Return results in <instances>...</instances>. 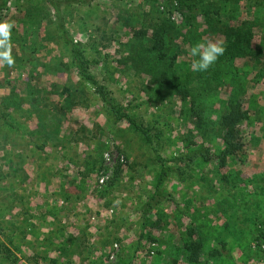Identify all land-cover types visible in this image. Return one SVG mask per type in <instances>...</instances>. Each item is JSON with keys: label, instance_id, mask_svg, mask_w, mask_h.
Segmentation results:
<instances>
[{"label": "rangeland", "instance_id": "rangeland-1", "mask_svg": "<svg viewBox=\"0 0 264 264\" xmlns=\"http://www.w3.org/2000/svg\"><path fill=\"white\" fill-rule=\"evenodd\" d=\"M172 1L174 2L175 0ZM152 3L160 10L170 6L169 0H91L86 4H71L70 2L68 3V0H58L57 6L60 9V16L65 28L69 30L75 41L88 42L89 38H97V35L101 34L102 30L107 31L105 33L107 37L98 40L96 44L97 50H93L92 53L89 51L91 56L100 58L98 63L92 65L91 70L94 76L106 85L109 93L120 104L126 106L134 114L141 116L143 120L146 121L152 118L155 123L160 125L159 128L162 130L160 152L163 153V151L169 152L173 149L170 143L175 140L176 133H186L187 127L190 126L189 123H185L188 119H186L185 115L178 114L179 102L175 97L172 96V99H169L165 95L166 87H162V91L161 89L160 91L145 90L142 84H150L147 77L145 76L146 80H144L142 74H136L132 69H128L124 64L117 62L120 56L126 54L127 43L132 40V30L124 21L128 20L130 24L140 26L134 19L143 14L145 10H148ZM41 11L43 15L44 10L42 8ZM52 15L51 9L50 16L52 17ZM170 15L171 19L175 21H179L181 18L178 10H173ZM18 16L17 6L12 3L0 15V24H12L10 43L11 55L14 58L12 66L0 62V105L5 104L1 99L6 98L11 91H15L16 97H19L21 101L23 100L21 104L27 106L30 104H63L65 106L63 110L59 111H53L54 108L52 107L45 109L51 118L54 120L58 118L57 121L59 120L60 122L59 128L55 133L59 141L58 145L61 147L59 149L60 155H62L57 162L58 169L70 170L68 165L63 164L66 157L65 154L70 156L73 153L74 156H77L78 153L85 155L86 151H92L91 146L84 145V143L77 145L76 140L71 141L70 134L75 131L74 128L77 124H82L88 128L87 133L82 128L85 143H90L94 137H97V133L92 134L91 132H98L103 127L108 132L107 136L99 134L102 137L98 142L100 145L99 153L94 155L95 157L97 156L98 160L105 150H110L112 155L120 153L124 155V163L115 162L110 168L112 174L115 173L116 164H120L122 170L119 174L116 170V174L119 176L116 177L115 183L111 186L112 196L106 199V202L109 201L110 203L116 200L115 203H112L114 209L112 208L111 214H97L99 216L97 221L96 219L91 220L90 214L87 213L88 220L91 222L96 220L97 224L100 221L104 222L105 229L108 231L100 230L109 236L111 243L109 245L108 258L104 262L106 264H187L180 257L172 259L169 256L170 253L176 255L178 251V248H172L174 238L176 242L181 240L176 227L175 231L178 234L175 233L176 236L172 237L174 227L167 215L168 212H172L170 207H167L171 205L168 201L162 203L165 213L161 222L150 227L155 239L151 243H148V241V246L145 245L133 256L135 242L140 234L141 220L135 219V216L133 220L129 217L128 220H131L129 222L127 220L124 223L123 220L132 211L128 203L132 202V204L139 205L146 192L149 191L147 187L151 182L152 173L147 156L150 153L138 146V135L123 120L113 121L111 115L107 112V107L99 99L94 85L80 79L76 70L70 64L72 68L67 66L69 56L67 50L63 48L60 38L53 35V37L49 38L45 33L44 27L46 25L47 30L51 29V33L53 31L56 33V30H53V22L47 19L41 20L39 29L33 30V32L37 35L38 42L42 46H32L33 37H31V40L25 41V43L13 37L21 33V24L18 22ZM54 18L55 16H53ZM26 29L31 31L33 28L26 25ZM91 34H93V37H90ZM257 41L258 38L253 42L255 46ZM186 50L180 55L182 61L190 57L188 46H186ZM236 64L242 65L240 59L236 61ZM14 65L21 66L19 68L14 67ZM242 68L250 69L246 66ZM28 70H30L31 74L27 73ZM240 74L243 76V73ZM245 86L244 105L248 110V117L242 122L240 127L245 150L241 152L242 157L244 156L243 160L231 162L229 168L228 166L222 167L223 171H229V178L226 181L220 180V183L215 182L213 179L212 183L214 185L212 184L211 188L208 186L211 182H206L207 184L203 180H199V184L193 182V175L188 172L187 182L189 183V189L187 196H191L187 201L185 213L192 207L191 216L185 219L179 215L180 213L176 214V219L179 222L182 221L185 225L189 224L192 218V222L199 226V230L201 229L203 253L212 250L211 254L217 256L219 255L217 251H221L224 255L219 259L221 264H228L227 260L232 258L230 255L234 253L235 255L237 254L238 262L240 261L236 264H261L258 261L259 259L253 256V253L252 256L257 261H253L250 258V247L251 250H254L260 245L264 249V241H261L262 239H250L251 236H255V232L264 231V76L258 74L257 71L255 74L250 71L246 75ZM230 88L231 86L228 87L225 83H221L218 86L214 95L207 101L208 115L214 118L222 111L224 107L223 101H226L229 97ZM10 100L6 101V104H12L13 102ZM169 104L177 105L173 108ZM12 110V108L7 110L10 113L11 121L17 120L21 124L26 122L30 114L31 117L34 115L28 111L27 113H20ZM33 120L37 122L36 117ZM35 122H32V128L27 126L24 128L22 126V130H24L22 136H17L15 131L0 123V135L3 136L2 138L0 137V164L1 162L5 163L10 158V149H14L17 153L20 152L22 160H20L16 152L12 153L14 162H17L18 169L16 172L23 175L24 180H27L28 183L31 182V185L38 189V184H35L37 182L35 174H32L33 170L32 173L30 170L36 164L40 165L38 162H43V166L48 165V160L42 158V154L52 150V145L47 142L44 150H42V148L38 149L37 145L31 142L37 140L35 137H37L38 122ZM31 129H34V133L31 132ZM32 137L35 139H32ZM14 144H17V146L13 148L12 145ZM32 146L35 149H32ZM29 150L34 153H30ZM33 156L36 159L31 161ZM89 156L94 157L88 153ZM18 161L22 162V164H18ZM12 163L13 161L9 160L4 166L0 165L1 170ZM209 166H211L210 163ZM8 176L0 178V214L2 215L0 217V228L2 227L4 230L9 228L6 227V224L9 223L8 219L14 217L12 209L11 211L7 209V196L10 192L2 188L7 186L8 180L12 179V174L9 178ZM88 176L90 177L89 180L95 185L96 175L93 173ZM242 178L246 182L244 185L245 190L236 192L235 188L240 185L239 182ZM54 184H56V181L53 182L51 187H54ZM241 184L243 185V182ZM178 186L179 184L172 179L165 183V188L168 192H175L172 189ZM231 188H234V192ZM254 188L256 189L254 190ZM19 191H22V189ZM205 196L207 197L204 198ZM177 197L178 195H176ZM35 198L37 199V197ZM119 202L125 205L117 207ZM100 203L108 205L104 201ZM215 206L222 210L218 214L219 217L215 216ZM119 210L121 212H118ZM93 212L94 209L92 214ZM232 218L234 220L238 218L239 220L237 223L227 221L228 219L232 220ZM258 219L263 220V222L261 220L258 222ZM233 226L238 231L242 227L243 236L241 234L236 236V232L232 230ZM94 231L98 236L102 235L96 227ZM225 231H229V233L224 237L226 238L224 239L225 243L220 245L222 242L217 239L218 236L216 234H224ZM0 236L4 237L1 229ZM114 243H117L118 247L114 251V257L110 259L109 253L110 251L113 252L111 249H113ZM236 244L238 245L237 249L235 248Z\"/></svg>", "mask_w": 264, "mask_h": 264}, {"label": "trees", "instance_id": "trees-1", "mask_svg": "<svg viewBox=\"0 0 264 264\" xmlns=\"http://www.w3.org/2000/svg\"><path fill=\"white\" fill-rule=\"evenodd\" d=\"M90 1L68 0V3L86 4ZM10 3L16 4L19 15L18 22L21 24V33L13 37L24 43L33 37L32 46L41 47L42 45L38 42V37L33 30L39 29V24L43 20L52 21L53 30H56V33H54L55 31L51 33V29L47 30V25L44 27L45 33L49 38L52 35L60 38L63 48L68 52L67 66L70 67L71 65L80 79L94 85L99 99L107 107V112L113 121L123 120L138 135V146L150 153L147 156V161L151 165L152 179L149 193L137 205L136 219L141 220V226L133 250L134 256L139 249L145 245L148 246V241L151 243L155 239L150 227L161 222L165 213L162 203L169 201L173 205V197L165 188V183L169 179L175 178L183 184V187L187 188L189 186L187 173L189 172L193 175V182L197 184L200 183L199 180H203L205 183L211 182L208 185L210 187L214 185L213 179L215 182H219L229 178V171H223L222 167L228 166L229 168L231 162L243 160L244 156L242 157L241 152L245 150L240 127L248 117V110L244 105L246 75L250 71L254 74L257 71L258 74L264 76V0H175L174 2L169 0V8L164 7L161 10L153 3L150 4L148 10L134 19L140 26L130 24L128 20L124 21L132 30V40L127 43L126 54L120 56L117 62L124 64L128 69H132L136 74H142L144 80H146V76L150 84H142L145 90L160 91L162 87H166L165 95L169 99H172L173 96L178 100V114L185 115L188 119L185 123L190 124L185 134L176 133L175 140L170 143L173 149L169 152L163 151V153L160 152L162 146L160 125L155 123L152 118L143 120L141 116L134 114L126 106L120 104L109 93L106 85L100 82L91 70L92 65L98 63L100 58L91 56L89 51L92 53L93 50H97L98 40L107 37L105 34L107 31L102 30L97 38H89L88 42L75 41L63 24L60 9L57 6L58 0H0V15L9 7ZM41 8L44 10L43 15ZM51 9L52 17L50 16ZM173 10H178L180 13L179 21L171 19L170 14ZM53 16H55L54 19ZM26 25L33 29L27 30ZM92 35L90 37H93ZM256 38L258 41L255 46L253 42ZM90 40L92 41L90 42ZM209 40L222 41L226 51L209 70L194 71L191 62L198 57L190 56L191 58L188 57L187 60L182 61L180 55L187 51L186 46L191 50L197 42ZM238 59L242 63L241 66L236 64ZM20 61L22 62L21 59ZM20 66L14 65V67L19 68ZM243 66L250 69H244ZM19 68L15 69L20 70ZM27 73L31 74L30 70ZM239 73H243V76ZM221 83L227 84L228 87L231 86V92L226 101L223 99L222 111L213 118L207 114V101L211 99ZM15 94V91H11L6 98L1 99L5 104L0 105V123L15 131L17 136H22L24 132L22 126L25 128V125L17 120H15L16 122L11 121L10 113L7 110L12 108V111L20 113H27L28 111L34 114L37 119L36 134L40 133L39 135L45 138L56 137L55 133L60 124L59 120L57 121L58 118H55V121L39 104H33L32 110L30 105L28 109H24L23 104H21L23 100L21 101ZM9 100L13 103L6 104V101ZM169 105L175 108L177 104ZM63 108H65L63 104H58L53 111L63 110ZM31 132L34 133V129H31ZM107 133L106 130H103V134L106 135ZM0 137L3 136L0 135ZM98 142L95 143L97 151L100 148ZM41 144L37 143L36 145L38 147ZM12 146L14 148L17 144ZM10 151V158L5 163L1 162L0 165L4 166L9 160L13 163L8 164L7 168H2V170L0 168V178L12 174V179L8 180L7 186L2 188L10 192L7 196V209L11 211L13 202L17 201L20 204V210L15 212V215L19 216L18 218L15 217V220L14 218L8 219L9 223L6 224L8 229L0 228L4 235V237L0 236V264L3 262L15 264L18 261V256L10 249L8 243H12L13 234L21 235L20 238L23 240L22 236H25L27 232L34 235L32 244L44 246L42 251L37 250L31 256L32 264H60L59 257L48 256L47 254L49 250L54 248L59 249L60 254L65 256L61 264H76L70 255L71 252L77 253L80 263L91 264L96 262L95 257L97 256H94L93 251L99 246L101 247L99 259L105 261L108 258L106 249L111 244L109 236L106 234L97 242L90 244L87 243L86 225L80 227L78 236H73L71 233L65 236L62 227L56 228L53 220L47 222V225H51L47 232L44 233L40 230L36 216L37 219L38 216L42 218L40 222L43 224L45 215L57 214L59 208L55 205L46 204L41 211L42 213L38 214L27 209L24 203L25 193L14 190V186L21 184L24 178L23 175L16 172L18 169L17 162H14L12 157V153L16 151L14 149H10ZM17 154L22 160L21 153L18 152ZM89 159L91 163H89L90 160H84L85 164H88L84 170V175L88 176L89 172L94 170L93 173L97 176L104 167L102 156L99 160L92 156H89ZM18 164L21 165L22 162L18 161ZM115 168L119 174L121 172L120 164H116ZM116 170L107 182L99 185L102 186L98 190L101 197L105 195L108 188L115 183L116 177L119 176L116 174ZM239 183L240 185L235 190L242 192L246 182L242 178ZM61 195L64 198H69L70 192L65 190ZM184 196L182 200L185 198ZM186 204L187 202L182 205L186 207ZM38 207L40 208L39 204ZM175 207L179 211L177 204ZM12 215L15 216L13 213ZM260 220L258 219V222ZM239 230L241 232L243 228L241 227ZM40 233L41 236L39 237ZM184 233L188 237L181 238L182 244L178 247L174 257L184 259L187 264H214L212 250L206 253L202 251V233L199 226L190 221L184 227ZM67 237H69L70 248L63 245ZM252 238H259L264 241V231L255 232V236H251L250 239ZM219 240L223 242L224 239ZM252 253L261 264H264V249L260 245L250 251V257H252ZM204 254L207 255V259L204 258ZM40 258L43 263L38 261ZM210 259H212L211 263H209Z\"/></svg>", "mask_w": 264, "mask_h": 264}, {"label": "crops", "instance_id": "crops-1", "mask_svg": "<svg viewBox=\"0 0 264 264\" xmlns=\"http://www.w3.org/2000/svg\"><path fill=\"white\" fill-rule=\"evenodd\" d=\"M39 105L44 109H50L51 107L56 108L58 104H39ZM28 106L23 104L24 109H26V108L28 109ZM30 106H31L30 109L33 108V104H30ZM34 118H35V116L33 115L31 117V114H30L29 118L26 119V122L24 123V125L32 128L33 127L32 122L33 123L35 122V120H33ZM35 123H37V122H35ZM82 128H84L85 132L87 133L88 128L84 127L82 124H77V126H75V128H74L75 131H72V133L70 134L71 141L76 140L77 145L84 143V145L91 146L92 151L91 152L86 151L85 155L78 153L77 156H74L73 153L70 156L65 154L66 157H65L63 164L68 165L70 167V170L58 169V167H57L58 166L57 162L59 161L58 159L60 157H62V155H60L59 149H61V147H60V145H58V142H59L58 139H56V137L45 138V137H41V135H39L40 133L36 134L37 137H35V138H37V140L31 141V142L35 143V144L42 143L41 145H38V149L42 148V150H44L45 143H47V142L52 145L51 146L52 150L46 151L45 154H42V158H45L46 160H48L47 161L48 165L43 166L42 165L43 162H38L40 165L36 164L35 167H33V169L30 170L31 173L33 170L32 174H35L36 180L38 182V183L36 182L35 184H38V189H35L34 186L31 185L32 184L31 182L28 183L27 180H24L21 184L15 185L14 190L18 191L19 193L20 192L25 193L24 195H26V199H25L24 203L26 204L27 209L34 214L42 213L41 211L43 210L44 205L46 206V204L47 205H55L59 208V212L57 214H54V215L46 214L45 219L43 220L44 221L43 224H41V222H40V221H42V218H40L38 216V219H37V216H36V222L38 221L37 224L40 226L41 231H43L45 233V232H47L48 228L51 227V225H49V224L47 225V222H49V220H53V222L55 223L54 226L56 228L62 227V230L64 231L65 236L69 235L70 233L73 236H78L80 234V227H83L86 225L87 243L92 244V243L97 242L100 238H103V236L105 235L100 230L106 231L105 226H104L105 224H103L104 222L100 221L97 224L98 217H99L97 214H100V215L111 214V211H109L108 208H110V207L113 208L112 203H115L116 200H113L112 203H110L109 201L106 202V199H108L112 196V194H111L112 188L109 187L108 190L105 192V195L101 197L100 194L98 193V190H100L102 186L97 185L96 182H95V185H93V182H91L89 180L90 177L84 175V170L86 169V165H88V164H85L84 160H90L88 157V153L93 155V156L95 154L98 155L99 152L96 149L97 147H95V143L97 141L101 140V138H102L101 135L104 136L103 130H105V128L103 127L98 132H96V131L91 132L92 134L97 133V137H94L90 143L84 142V136H83L84 132L82 131ZM99 134H101V135L99 136ZM35 138L32 137V139H35ZM32 149H35V148L32 146ZM29 152L32 154L34 153L31 150H29ZM34 159H36V157H34V156H33V158L31 157V161H33ZM89 163H91V160ZM93 172H94V170H93ZM93 172H89V174L92 175ZM121 172H122V170H121ZM67 173H69L71 175L69 176V174H67ZM171 179L173 181L175 180L179 184V186L172 189L175 192H172V191L170 192L171 196L173 197V202H172L173 205L168 201L171 205H168L167 207H170V210L172 212H168L167 215H168L169 221L170 222L172 221V224L174 227V230H172V232H173L172 237H175L176 236L175 233L178 232L180 234V240H181V238H183V237L184 238L188 237V236H186V233H184V227L187 224L186 225L183 224L182 221L179 222L176 219V214H178L177 212H179L181 217H183L185 219L187 217L190 218L192 207L187 210V213H185L186 207H184L182 204H185V202L188 201V199L191 195L187 196V191L189 189V186H187V188H185V187H183V184L180 181L176 180L175 178H171ZM55 181H56V184H54L55 186L51 187V185ZM150 184L151 183H149L148 187H147V189H149V190H150ZM20 189H22V191H19ZM231 189H233L232 191L234 192V188H231ZM65 190L67 192H70L69 198H64L61 195V193ZM148 193H149V191L146 192L145 197ZM176 195H178L177 198H176ZM182 195L183 196L185 195L184 196L185 198L183 200H182V198H183ZM35 197H37V199ZM206 197L207 196H205L204 198H206ZM144 198H143V200H144ZM101 201L102 202L104 201L105 204L108 203V205H102L100 203ZM38 204L40 205V208L38 207ZM129 204H130V208L132 211L130 212V214L128 216H126V219L123 220L124 223H126V221L128 220L129 217H131L133 220L134 216L136 217V215L138 214L137 204H132V202L128 203V205ZM176 204L178 206L177 208H179V211H177V209H175ZM120 205H125V204H122V202L117 203V207ZM93 209H94V212L92 214ZM19 210H20V204H18L17 201H14L13 207H12V213L15 215V212L19 211ZM98 210H99V212H98ZM118 212H121V211L119 210ZM221 212H222V210L215 206V216L219 217L218 214ZM87 213L90 214L91 220L96 219L97 221L95 220V221L91 222L90 220H88V216H87L88 214ZM15 217L18 218L19 216L17 217V215H15L13 217L14 220L16 219ZM33 220H34V218H33ZM238 220H239L238 218L236 220H234L232 218V220L228 219L227 221L230 223H234V222L237 223ZM129 221H131V220H128V222ZM190 221H193L192 218L190 219ZM95 227L98 230V232L102 233V235L98 236V234H95V231H94ZM175 227L178 229L177 232L175 231V229H176ZM182 227H183V229H182ZM232 230L234 232H236L235 233L236 236L239 234H241L243 236L242 232H239L238 230H236L234 228V226H233ZM15 232H16V230L14 231V233ZM106 232H108V231H106ZM228 233H229V231H225L224 234L217 233L216 234L218 236L217 239L218 240L219 239H226L224 237ZM40 236H41V233L39 234V237ZM20 237H21V235L13 234L12 243H8V246L10 247V249L19 258L15 264H32V261H30L31 256L37 250L42 251V248H44V246H39L36 243L32 244V242L34 241V235L30 232H27L25 234V236H22L23 240ZM69 237H67V239L63 243L64 247H66V248L69 247V242H68ZM222 241L224 242V240H222ZM175 242H176V240L174 238V242L172 245V248L174 247V249L180 247L182 244V240L179 242L177 241L176 243ZM223 242L220 245H223ZM235 248L236 249L238 248L237 244L235 245ZM71 249L73 250V248H71ZM109 249H110V246L107 247V249H106L107 252L109 251ZM250 251H251V247H250ZM93 253H94V256H97V257H95L96 262L94 261V263H91V264H106L104 262V259L103 260L99 259V256L101 255V247L100 246L98 248H95ZM217 253L219 255L214 256V261H215L214 264H221L219 262V259L223 255V253L221 251H219V252L217 251ZM47 254H48V256L59 257V259L61 261L60 264L65 259V256L61 255L59 249H57V248L49 250L47 252ZM70 255L73 257L76 264H82L79 262V258L77 256V253L71 252ZM236 255H235V253L230 255V256H232V258L227 260L228 264H236L238 262ZM169 256H170V258L172 257V259H175V257H174L175 255H173L172 253H170ZM204 256H205L204 258L207 259V255L204 254ZM250 258H252L253 261H255L253 256ZM38 261L40 263H43L42 262L43 260L41 258ZM211 262H212V260H209V263H211Z\"/></svg>", "mask_w": 264, "mask_h": 264}, {"label": "clouds", "instance_id": "clouds-1", "mask_svg": "<svg viewBox=\"0 0 264 264\" xmlns=\"http://www.w3.org/2000/svg\"><path fill=\"white\" fill-rule=\"evenodd\" d=\"M12 24H0V62H4L9 66L14 64V58L11 55V35ZM226 48L222 41H201L197 42L190 50L189 55L198 57L193 59L192 68L197 72L209 70L217 60L224 55Z\"/></svg>", "mask_w": 264, "mask_h": 264}, {"label": "built area", "instance_id": "built-area-1", "mask_svg": "<svg viewBox=\"0 0 264 264\" xmlns=\"http://www.w3.org/2000/svg\"><path fill=\"white\" fill-rule=\"evenodd\" d=\"M102 161L104 164V167L99 171V173L96 176V183L98 185L104 184L108 181V179L112 176L111 172V166L114 165L116 162L124 163L125 158L123 154H115L112 155V152L110 150H105L102 154ZM109 211H112V208H108ZM118 244L114 243L111 249L113 252L110 251L109 258L112 259L114 257V251L117 250ZM264 247V245H263Z\"/></svg>", "mask_w": 264, "mask_h": 264}]
</instances>
